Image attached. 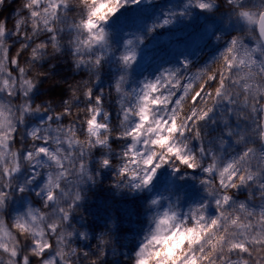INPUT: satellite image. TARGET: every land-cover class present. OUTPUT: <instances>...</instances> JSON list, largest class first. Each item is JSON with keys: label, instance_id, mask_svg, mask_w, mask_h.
I'll return each instance as SVG.
<instances>
[{"label": "snow or ice", "instance_id": "snow-or-ice-1", "mask_svg": "<svg viewBox=\"0 0 264 264\" xmlns=\"http://www.w3.org/2000/svg\"><path fill=\"white\" fill-rule=\"evenodd\" d=\"M81 2L75 27L63 19L74 11L67 0H27L15 10L11 28L0 18V258L7 264H72L71 256L75 264H113L109 256L117 249L108 245L109 237L120 238V200L101 197L94 215L82 217L77 227L83 186H97L114 170L116 194L122 183L135 195L153 186L157 171L168 166L176 174L202 171L200 183L215 214H208V204L181 214L169 203L149 217L153 227L136 246L132 264H148L158 255L155 245L173 238H187L186 249L178 244L177 264H264V10H248L258 0H223V18L216 15V0H186L179 11L126 31L122 41L105 26L121 9L151 0ZM5 3L0 0V7ZM197 10L216 20L203 24L204 34L217 40L229 31L237 35L195 72L186 61L172 68L160 59L140 72L153 78L137 80L148 38L193 19ZM66 36L68 49L62 47ZM9 37L19 41L15 51ZM49 47L67 52L73 70L87 71L89 79L75 85L54 79L58 71L43 70ZM97 48L103 54H95ZM31 69L42 70L38 79ZM106 82L118 107V128L105 108ZM48 95L59 99L36 103ZM218 109L213 123L221 132L213 151L205 147L200 126ZM193 141L199 142L195 151ZM234 145L238 151L226 158L224 150ZM114 149H122L118 157ZM242 189L247 195L236 200L234 191ZM32 196L39 207L27 199ZM163 199L152 198L149 207H163Z\"/></svg>", "mask_w": 264, "mask_h": 264}, {"label": "trees", "instance_id": "trees-1", "mask_svg": "<svg viewBox=\"0 0 264 264\" xmlns=\"http://www.w3.org/2000/svg\"><path fill=\"white\" fill-rule=\"evenodd\" d=\"M159 1V0H153ZM27 0H6L3 7H0V18H5L8 22V27L11 28V22L13 19V14L17 8L22 7ZM70 7L74 9L73 12L63 16V19L67 21V25H72L80 21L83 15V4L81 0H67ZM223 0H216V7L218 12L217 16L223 18L226 15V6L221 8L220 4ZM186 3V2H185ZM183 2L180 0H175L167 5L165 8L166 12L179 11ZM135 6H130L129 8L121 9V11L110 20L108 25H106V30L110 33L115 34L116 41H122L124 38V33L126 31H131L133 29L142 30V13L134 12ZM107 9H103L101 14L106 13ZM216 22L215 17H203L197 10L195 17L191 20H178L176 24L158 31L157 34H153L148 38L145 45L142 46L141 55L139 57V64L136 66L137 80H143L145 78H153L144 73L140 75L143 67L148 63L158 62L160 59L164 61L163 67H180L181 61H186L191 71L195 72L198 69L204 67L205 64L210 63L212 59L219 55L223 50L226 42L235 36L237 33L235 31H229L226 33L221 40H217L215 36H209L200 31V28L204 23ZM226 22V21H225ZM24 23L29 24L30 21L27 17H24ZM67 25L65 26V31L67 32ZM219 26V24H217ZM59 27V25H58ZM77 33H73V36ZM82 35V34H81ZM217 35H220L218 32ZM10 42L13 44L12 50L15 51V47L19 44L14 38L9 37ZM185 42V44H183ZM62 47L68 49L70 47L68 43V37L62 42ZM102 48H97L95 54H103ZM178 54V56L176 55ZM48 61L44 65L43 70H48L50 74L59 72V76L53 75L54 79L66 78L69 84L75 85L77 81L88 80L89 75L87 71L83 70H73L72 57L69 56L67 52L64 54H58L51 47L47 51ZM28 53H25V58H27ZM85 58H88L85 56ZM49 65L52 67L49 69ZM26 70H27V66ZM33 78H39V72L42 70L31 69ZM111 61L109 62L108 72H111ZM67 87V85H66ZM43 89V90H42ZM48 88H41L42 92L47 91ZM53 99H59V96H42L36 103H41L42 101H48ZM104 101L105 108L110 111L111 118L110 123L113 127H119V111L115 102V97L111 94L110 85L106 82L104 88ZM186 110V109H185ZM77 110H74L76 114ZM220 115V109L217 110L214 116L206 122H202L201 129L202 133L206 136L204 142L205 147H211L213 151L217 150V145L215 143V137L221 132V128L217 123H213V120L217 119ZM42 123V122H41ZM22 136L17 137L15 143L17 147L21 146ZM195 151L199 146V142L193 141L190 145ZM239 146H233V150L228 152L227 149L224 150L225 157L231 158L232 155L236 154ZM13 149L18 150L14 147ZM122 149H114L113 155L119 156ZM164 177H167V183H163ZM202 171L197 170L195 172L181 169L179 174L173 173L171 168L165 166L157 171L156 177H154L153 185L145 192L137 193L135 195L130 194V192L123 187L119 189V194H116V190L112 189V184L117 183V179L114 175V170L109 172L102 181L95 187L85 185L84 196L85 200L82 204L81 209L76 213L77 227H79V221L82 217L88 219L90 213L94 215L95 205L99 203L101 197H112L114 199L120 200L119 208L121 210L120 216V238L110 239L109 247H115L117 249V254L110 255L109 259L112 260L113 264H128L131 261L132 255L135 251L136 246L143 241L146 233H149L153 225L149 221L150 216H154L157 212H162L164 208L171 203L175 210L179 213H186L189 209L193 207H198L201 204H208V214L214 215L215 208L214 204L210 203V198L204 192L203 185L200 183L201 179H204ZM246 190L234 191L233 195L236 200H243L246 195ZM163 198L161 208H150L149 201L152 198ZM30 199L39 207L37 199L32 196ZM25 239L21 238V242ZM187 238H173L169 239L161 244L155 245L158 255L152 260L148 261V264H155V261H162V264H177L179 248L178 244L187 248L186 243ZM68 251V249H66ZM127 253V258H125L124 253ZM69 260L72 264H75L73 257L69 256ZM0 264H7V258H0Z\"/></svg>", "mask_w": 264, "mask_h": 264}, {"label": "rangeland", "instance_id": "rangeland-1", "mask_svg": "<svg viewBox=\"0 0 264 264\" xmlns=\"http://www.w3.org/2000/svg\"><path fill=\"white\" fill-rule=\"evenodd\" d=\"M175 0H159V1H153L151 0L150 3L142 4L139 8L135 7L134 12H140L142 13V20H146L148 23H151L153 20H155L158 16H162L165 12V8H167V5L171 2H174ZM183 3L186 2V0H180ZM261 5H264V0H258L257 6L250 7L248 10L252 12L260 11L263 7ZM160 31V30H158ZM237 35V34H236ZM185 44V42L183 43ZM178 56V54H176ZM23 128H20L17 132V137H21L23 135ZM13 151H16L13 149ZM22 179V178H21ZM247 195V191H245ZM245 195V196H246ZM243 197V199L245 198ZM19 199V197L14 196L13 197V206L15 207V202ZM29 201H31L33 206H36V204L33 203V201L30 199V197H27ZM27 207V205H25ZM22 211V209H18V212ZM258 211V209H257Z\"/></svg>", "mask_w": 264, "mask_h": 264}, {"label": "clouds", "instance_id": "clouds-1", "mask_svg": "<svg viewBox=\"0 0 264 264\" xmlns=\"http://www.w3.org/2000/svg\"><path fill=\"white\" fill-rule=\"evenodd\" d=\"M48 84L46 83L45 85H44V88L46 89V88H48ZM43 90V89H42ZM163 183H167V177H164V179H163ZM153 188H155V185H153ZM121 264H124V261H121ZM128 264H131V261H129L128 262Z\"/></svg>", "mask_w": 264, "mask_h": 264}, {"label": "water", "instance_id": "water-1", "mask_svg": "<svg viewBox=\"0 0 264 264\" xmlns=\"http://www.w3.org/2000/svg\"><path fill=\"white\" fill-rule=\"evenodd\" d=\"M264 10V9H263Z\"/></svg>", "mask_w": 264, "mask_h": 264}]
</instances>
